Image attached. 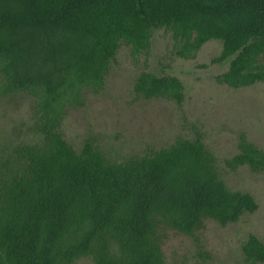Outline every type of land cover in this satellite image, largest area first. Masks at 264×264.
<instances>
[{
	"label": "trees",
	"instance_id": "1",
	"mask_svg": "<svg viewBox=\"0 0 264 264\" xmlns=\"http://www.w3.org/2000/svg\"><path fill=\"white\" fill-rule=\"evenodd\" d=\"M158 30L186 59L221 41L212 62L230 65L220 84H264V0H0V93L35 100L32 139L0 146V264H170V233L195 237L207 220L225 227L258 211L250 193L226 186L200 131L121 161L95 138L80 149L65 139L68 108L105 89L123 45L147 67ZM134 93L185 100L179 78L146 70ZM238 149L229 171L264 173L262 149L244 134ZM242 251V264H264L257 236Z\"/></svg>",
	"mask_w": 264,
	"mask_h": 264
},
{
	"label": "rangeland",
	"instance_id": "2",
	"mask_svg": "<svg viewBox=\"0 0 264 264\" xmlns=\"http://www.w3.org/2000/svg\"><path fill=\"white\" fill-rule=\"evenodd\" d=\"M223 43L209 41L195 58L178 55L171 33L156 31L147 67L144 58L134 59L123 45L111 65L105 89L85 92L83 107H69L62 123L65 139L76 149L86 140L97 144L113 161L145 155L172 145L177 139H192L200 131L213 152L220 176L234 191L250 193L259 209L238 223L221 226L207 220L195 237L170 233L164 252L170 264H242L243 245L250 235L264 243V173L248 167L229 171L224 161L239 153L240 136L264 151V84L235 89L220 84L230 60L213 63L222 53ZM179 78L185 86L182 106L166 99L144 100L134 93V83L143 71ZM35 100L26 95L3 97L0 93V146L16 140L32 139ZM200 252L209 256L199 257ZM74 264H94L82 258Z\"/></svg>",
	"mask_w": 264,
	"mask_h": 264
}]
</instances>
